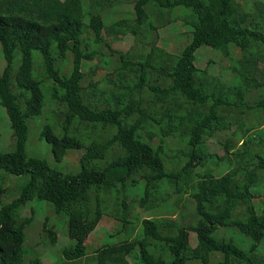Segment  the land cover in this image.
Masks as SVG:
<instances>
[{
    "label": "trees",
    "instance_id": "trees-1",
    "mask_svg": "<svg viewBox=\"0 0 264 264\" xmlns=\"http://www.w3.org/2000/svg\"><path fill=\"white\" fill-rule=\"evenodd\" d=\"M119 3L121 0H0V45L5 60L0 106L14 142L11 151L0 153V170L28 176L18 197L5 204V190L0 185V264H42L38 258L25 260L24 231L32 216L20 218L19 210L27 203L47 202L56 214L67 215V236L75 245L63 250V258L77 261L87 255L85 242L104 215L101 194L121 195L116 204L122 211L115 218L121 223L120 232L132 236L134 222L125 201L128 193L135 195L132 204L145 211L157 210L171 195H187L194 204L195 222L184 226L173 220L143 219L132 239L99 248L96 264H129V257L133 264H264V215L257 214L253 204L256 190L264 185V152L249 147L252 131L244 122V109H264V96L252 104L244 102L247 92L264 88V31L245 11L242 0H135L134 19L114 22L113 33L135 38L142 29L152 33L157 27L149 21L150 6L158 10L160 21L166 12L181 7L184 11L178 17L190 27V42L179 55H171L155 43L144 56L121 55L120 64L134 71L133 80L121 82L117 94L110 93L113 103L103 102L97 99L101 91L95 89L90 96L83 88L82 68L101 55L90 47H101L107 30L102 13ZM260 10L264 12V8ZM232 45L240 53L231 63L239 83L225 90L195 66V53L207 46L231 59ZM33 51L40 54L44 79L51 86L50 100L62 107L53 113L62 134L57 136L45 125L41 135L58 162L68 150H84L76 173H62L26 153L27 121L41 114L45 102L42 82L32 77ZM17 54L20 61L13 76ZM152 71L160 84L148 83ZM144 87L159 100L156 109L146 108L136 98ZM180 99L183 104L178 103ZM135 110L141 119L125 131L121 120ZM232 122L238 123V129L224 142V156L209 153L208 140L228 130ZM82 124L91 130L109 129L111 134L107 139L91 137L80 128ZM171 138L184 146L180 169H167L165 147ZM214 158L227 162L230 169L219 177L212 169L196 173ZM174 166L177 168L176 162ZM220 229H231L243 240L220 236ZM44 230L55 242V232ZM190 233L195 235L194 245Z\"/></svg>",
    "mask_w": 264,
    "mask_h": 264
},
{
    "label": "rangeland",
    "instance_id": "rangeland-1",
    "mask_svg": "<svg viewBox=\"0 0 264 264\" xmlns=\"http://www.w3.org/2000/svg\"><path fill=\"white\" fill-rule=\"evenodd\" d=\"M134 2L135 0H121L119 5L102 13L107 28L102 34L104 42L101 44V47H90V49L101 52V55L96 56L91 62L84 63L82 68V72L84 73L82 80L83 88L88 90L90 96H92L95 89L101 91L102 94H98L99 96H97V99L99 98L103 102L104 99H108L109 103H113L115 99L110 93L113 92V94H117L119 91L118 86H120L121 82L125 84V82L131 83L133 80L134 71L120 64L121 55H125L127 58L144 56L149 52L153 43H155L158 48L171 55H179L182 48L190 42V27L185 25L178 17L181 13L180 11H184L181 7L176 8L172 13L166 12L163 20L160 21L161 19L159 20L158 18V10L150 6L148 8L149 21L157 27V30L152 33L142 29L137 38L121 32L113 33L111 27L114 22L120 19L130 21L134 19ZM242 5L247 13L256 18V21L259 23V28L264 31V12L260 10L264 8V0H242ZM84 22L87 23V18ZM230 50L233 56L231 59L223 57L219 52L207 46L200 47L195 53V66L202 74V71H206L205 78L217 80L220 86L225 90H231L239 83L238 75L231 68V63L233 59L240 57V53L233 45L230 46ZM32 60V77L42 82L41 88L45 95V102L41 114L31 117L27 121L28 136L26 153L28 156L45 160L50 167L62 173H76L79 170V159L84 153V150H68L63 159L58 162L53 156L51 145L47 143L41 135L42 128L45 125H50L57 136L62 134L60 125L57 121L58 117L53 114L60 112L62 107H58L49 98V88L51 86L49 85L50 83L44 79L41 57L37 51L32 52ZM19 61L20 55L17 54L13 64V76L19 66ZM4 66L5 60L0 45V74ZM59 66L61 65L58 61L57 67L59 68ZM152 72L148 83L150 85L160 84L157 73L154 71ZM64 73L67 74V70H64ZM261 80H264V73ZM12 84L14 90H16L17 88L13 80ZM162 85H165V83L163 82ZM245 95L244 102L252 104L254 101H257L258 98L264 96V88L252 89ZM136 98L142 100L146 108L151 107L152 109H156L154 107L159 104V100L156 98L155 93L149 92L145 87L142 90V94L136 95ZM178 103L183 104L184 101L180 99ZM140 119L139 112L135 110L133 114L127 117L126 120L128 121L124 119L121 120L122 128L125 131H129ZM244 122L247 128L252 131L249 147H251L254 152H264V109H244ZM80 128L86 131L91 137L101 135L107 139L111 134V130L109 129L102 130L97 127L91 130L90 127L85 124H82ZM237 129L238 123L232 122L228 130L218 133L214 138L209 139L207 142L209 153L218 157L224 156L223 144ZM144 136L146 135L144 134ZM235 138L239 139L240 136L237 135ZM154 141L159 142V138L155 137ZM166 142L165 153L168 158L167 169H180L184 164V159L181 155L184 146L178 143L176 139L172 138L168 139ZM13 143L9 120L5 110L0 106V153L11 151L13 149ZM240 145L241 143L239 147H241ZM170 150L177 151L171 152ZM175 162L177 163V168L174 166ZM230 167L231 166L227 162H219L214 158L205 163L204 169H196V173L202 174L204 172L203 170L212 169L214 176L219 177L226 173ZM27 180L28 176L26 175L17 177L0 170V185L5 190L2 196V203H8L17 198L21 188L26 184ZM256 193L258 196L253 201L255 210L257 214L264 215V185L259 187ZM100 196L105 201L104 215L85 242L87 255L77 261H66L63 258V250L75 245L67 236L68 217L66 214H56L49 203L38 200H33L20 208V218L32 216L31 223L24 231L25 241L23 247L25 251V260L29 261L38 258L42 264H96L94 257L95 252L99 248L105 244H117L127 238L132 239L139 233L140 223L143 219L173 220L184 226H188L195 222L192 216L194 204L187 195H171L170 198L169 195H162L163 198H169L163 206L159 207L157 210L145 211L132 204V199L135 195L128 193L125 201L131 211L130 220L134 222V226L132 236H127V234L120 232L121 223L118 220L119 218H115L117 211L119 215L122 211V208L118 207L116 204L117 200L121 199V195L110 194L104 196L101 194ZM119 210L121 211L119 212ZM129 228H131V226H129ZM44 229H51L55 232V242H51L45 234ZM218 233L220 236L232 237L236 241L243 240L238 233L231 229H220ZM194 239L195 235L190 233V242L193 245ZM128 262L129 264H133L134 259L129 257Z\"/></svg>",
    "mask_w": 264,
    "mask_h": 264
}]
</instances>
